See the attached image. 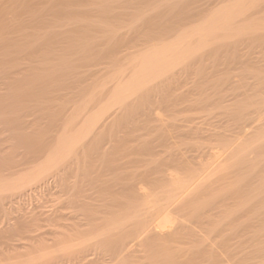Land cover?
<instances>
[{
	"label": "rangeland",
	"instance_id": "1",
	"mask_svg": "<svg viewBox=\"0 0 264 264\" xmlns=\"http://www.w3.org/2000/svg\"><path fill=\"white\" fill-rule=\"evenodd\" d=\"M231 1L0 0V14L3 12L0 15L3 19L1 21L7 26V35L0 36V185L8 186L7 190L0 192V264L7 261L5 264H13L11 262L16 264H73L74 262L76 264L81 261L79 264H83V261H86L84 264H169L172 260L177 262L174 264L212 262L213 264H234V262L264 264L262 262L264 260L262 256L264 254L262 253L264 252V37L262 36H257L256 40L254 38L256 36H245L244 39L233 41L234 45L231 43L214 45L218 48L217 52L213 45L207 47L202 57L200 55L190 59L192 64L187 61L186 65L175 69V72L171 73L174 75L169 76V81H173L174 96L171 93L169 100L174 101V104L172 102L170 104L174 105L173 107L167 110L161 108L162 98L159 96V89L156 87L148 90L146 94L148 98L132 100L131 112H120L122 111L120 110L118 116L109 123V127L107 125L101 129L103 132L100 131L94 138H86L77 151L79 155L83 152V155L71 154L70 159L67 158V161L59 164L58 167L47 170L36 180L27 182L39 166L41 168L45 165L55 146L66 136L82 128L86 124L85 119L96 113L102 104L109 100L113 87L111 78L117 68L121 65V67L127 66L128 61L138 58L144 53L143 51L156 44L176 41L180 29L182 31L196 24L198 26L205 18L226 7ZM15 11L20 14L16 22L12 20L13 14H11ZM254 18L257 17H249V19ZM149 19L155 23L152 30L147 27ZM81 20H93L96 26L79 28L74 22ZM242 23L240 26L244 25ZM137 29L140 32L135 35ZM145 38L147 42L144 41ZM262 40L263 43H259ZM249 43L251 45L247 46ZM110 45L116 46L117 53L114 55L106 54L110 51L108 48H112ZM99 57H103L101 61ZM206 58L209 59V63ZM202 61L203 65H199ZM187 65L191 68H187ZM149 111L152 112V117H149ZM84 114H86L85 119L82 116ZM133 119L134 122L139 120L138 127L127 138L126 145L122 146L123 152L119 151L120 155L114 158L113 163L103 161L102 158H107L106 155L116 153L117 135L119 139L125 136L123 131L129 122L133 123ZM83 120L85 121L82 122ZM218 134L220 138L222 136L221 140ZM91 142L101 145V147L98 145L101 159L91 162L90 165L86 148L83 146L87 147ZM235 146L239 148H235L236 159L240 158V160L228 163L229 166L232 165L230 167L227 165L224 168L223 165L222 174L219 171L211 175L212 179L209 177L210 183L207 180L208 193L205 184V191L201 188L193 192L196 193L195 195L191 193L190 197H186L187 201L184 202L183 208L173 213L176 228L179 229V235L174 239L171 238L174 242L171 239L163 241L154 239L155 235L150 234L144 236L139 245L132 246L126 256L120 253L121 245L133 240L134 229H114L112 224L130 215L133 210L135 200L128 196L129 188L136 185L141 187L142 185L138 183H142L144 188L146 187L145 190L148 189L150 193L163 195L167 191L166 188H169L171 176L184 177L188 176V173L189 175L201 173L200 170H203L204 166L207 164L209 166L215 161L214 158L213 161L211 160L210 152ZM102 148L106 150L101 151ZM243 151L246 153H242ZM241 154L242 157L245 156L241 158ZM225 157L226 155L223 158ZM81 161H85L86 164L84 163L83 166ZM152 162L156 163L153 165ZM93 163L95 165H92ZM97 163L101 169L98 168ZM67 165L70 170L67 169ZM71 168L73 174L68 172ZM91 168H95V172ZM151 168L153 169L150 170ZM85 169L93 174L90 175ZM169 169L172 170L168 171ZM145 170L148 172L146 173ZM125 172L128 176L131 175V178H128ZM226 173L229 175L226 176ZM82 175L90 177L93 175L88 178L94 180H91V183L87 176L83 178ZM218 176L221 178L218 179ZM145 177L146 180L151 179L147 184ZM126 178L129 181L126 182ZM142 178L144 179L141 180ZM132 182L134 184L130 187ZM64 183L70 185L66 186ZM93 184L95 187L92 186ZM217 185L221 186L218 191ZM122 187L129 190L124 191ZM76 188L78 190L81 188L79 193L82 190L88 192L77 197ZM64 189L66 192L62 191ZM31 210L33 211L30 212ZM44 211L45 213H42ZM23 215L25 219H29L31 215L36 218L32 219L35 221V224L32 223L34 225L30 224V227L24 228L23 231L27 230L28 233L19 230L16 232L17 230L14 229L21 220L27 221ZM62 217L64 220H54L63 219ZM30 219L28 222L31 223ZM17 221L16 225L13 224ZM22 221L21 227L24 226ZM129 230H132L131 235L128 233ZM53 234L58 237L54 238ZM184 235L195 236L190 237L193 240L191 241ZM195 238L197 240L200 238L198 243ZM203 239H206L204 241L206 243H203ZM57 240L60 244L56 245ZM45 241H49L46 242L47 245ZM158 241L159 244L162 241V245H159ZM190 241L192 243H189ZM238 247L247 249L239 250ZM198 250L201 255H197ZM230 253H232L231 259H229ZM238 253L239 255H236ZM257 253H261L260 256ZM5 255L8 258L4 257ZM235 255L241 260L236 259ZM118 256L121 257L120 260L117 259ZM156 258L159 259V263L155 262ZM206 258L208 260H205ZM249 258L251 260H248ZM76 259L79 261L76 262ZM254 259L261 261L258 263Z\"/></svg>",
	"mask_w": 264,
	"mask_h": 264
},
{
	"label": "bare ground",
	"instance_id": "2",
	"mask_svg": "<svg viewBox=\"0 0 264 264\" xmlns=\"http://www.w3.org/2000/svg\"><path fill=\"white\" fill-rule=\"evenodd\" d=\"M3 13V12H2ZM1 13V14H2ZM0 14V15H1ZM11 14H13L12 15V20L13 21H17L18 19H19V17H20V14H18V12L16 13V11H15V13H11ZM3 16H5V13H4V15ZM257 17V18H254V19H249V17L250 18H252V17ZM2 16H0V36H6L7 35V26L5 25V24H3L4 22H2L1 20H3L2 18H1ZM175 17V16H174ZM152 20H153V18H151ZM151 19H149V21H147V27H150L151 28V30L152 29H154L152 26H153V24H155L154 22H151L152 20ZM151 20V21H150ZM244 23V25H243V23ZM80 23V24H79ZM146 23V22H145ZM201 24H199L198 26H197V24L195 25V26H192L191 28H188V29H185V30H182L181 31V29L178 31V39L176 40V41H172V42H174L173 44H172V42H170L169 44L168 43H163L162 41V43H160V44H156V45H152L153 47H151V48H149V49H146V51H143L144 53L143 54H140V56L138 57V58H135V59H133L132 61H128V64H127V66H123V67H121L120 66V68H117L115 71H114V74H113V76H112V78H111V82L113 83V87H112V90H111V94H110V97H109V100L107 101V102H105L104 104H102V106L100 107V109L96 112V113H94V114H91V116L90 117H88V119L86 118L85 119V116H86V114H84V115H82L83 117H84V119L85 120H87L86 121V124L85 123H83V124H85V125H83V127L82 128H80L79 130H76L75 131V133L74 134H70V136L68 135V136H66L62 141H60V143H58V145L57 146H55L56 148H55V150H53V152L51 153V155L49 156V158L46 160V163H45V165L42 167L41 166V168H40V166H39V168H37V171L33 174V175H30V177L28 178V180H27V182H30V181H33V180H36V179H38L44 172L46 173V171L47 170H50V169H52V168H54V167H58V165L59 164H61V163H63L64 161H67V158H69V156L71 155V154H76V153H78L77 155H79V152H77L78 151V148L82 145V143H83V141L85 142L86 140V138H94L95 137V135H98V133L100 132V131H102L101 129H103L105 126H107L108 125V127H109V123L115 118V117H117L118 116V112L120 111V110H122V111H120V112H129L130 111V107H131V105H132V100L134 99V100H136V98L138 99V98H140V99H143V98H148V96L146 95L147 94V91L148 90H150V89H152V88H158L159 89V91H160V98H162V103H161V108H164L165 110H167V109H169L170 107H173V106H171L170 104H171V102L173 103L174 101H169L170 100V96H172L173 95V93H172V82L171 81H169V79L168 78H170L169 76L171 75V73L175 70V69H180V67L181 66H183V65H186L187 63V61H189L190 59H192V58H194V57H198V56H200L201 55V57H202V54H203V52H205L206 51V48L207 47H209V46H211V45H213V47H214V45L215 46H220V45H223V44H227V43H231L232 44V42L233 41H236V40H238V39H244V37L245 36H256V37H254L255 38V40L257 39V36H262V37H264V0H232L231 2H230V4L229 5H227L226 7H223L221 10H219L218 12H216V13H214V14H211V16L209 17L208 16V18L206 19H204V21H202V22H200ZM242 23V25L243 26H240V24ZM74 24L77 26V27H79V28H95V26H96V22L95 21H93V20H81V21H76V22H74ZM158 24V23H157ZM157 24H156V26H157ZM163 24V23H162ZM21 25V24H20ZM166 26V25H165ZM164 26V27H165ZM20 27V26H19ZM155 27V26H154ZM140 28V27H139ZM158 28V27H157ZM162 28V27H161ZM20 29V28H19ZM141 30V29H140ZM150 30V29H149ZM181 31V32H180ZM139 30L137 29L136 30V32H135V35H137V34H139ZM142 32V31H141ZM152 32V31H151ZM154 32V31H153ZM141 34V33H140ZM143 34V33H142ZM125 37V36H124ZM147 37V36H146ZM126 38V37H125ZM140 38V37H139ZM144 38V37H143ZM248 38V37H247ZM126 39H128V38H126ZM141 40V42H143L142 41V38H140ZM148 39V38H147ZM115 40V39H114ZM119 40H121V39H119ZM125 40V39H124ZM123 40V41H124ZM146 40V38L144 39V41ZM122 41V40H121ZM148 40H146V42H147ZM165 41H166V39H165ZM248 41V40H247ZM247 41H245V44L247 43ZM249 41H252V40H249ZM137 42H139V41H137ZM146 42H144V43H146ZM238 42V41H237ZM258 42V41H257ZM101 43V42H100ZM110 43V42H109ZM112 43V42H111ZM121 43V42H120ZM140 43V42H139ZM242 43H244V42H242ZM252 43V42H251ZM251 43H249V44H247V46L248 45H251ZM259 43H263V40L261 41V42H259ZM152 43L150 42V45H151ZM253 44V43H252ZM106 45V44H105ZM232 45H234V43L232 44ZM97 47H99V46H97ZM110 47H112V48H108V49H110V51L109 52H106V54H113L114 55V53H117L116 51H115V49H116V46L114 45V46H111L110 45ZM118 47V46H117ZM225 47H227V46H225ZM230 47H231V45H230ZM86 48V47H85ZM219 48H222V47H219ZM118 49H119V47H118ZM117 49V50H118ZM214 49H216V52H217V50H218V48H216V47H214ZM235 49V48H234ZM233 49V50H234ZM101 51H102V49H101ZM228 51V50H227ZM234 52V51H233ZM235 53H238V52H235ZM234 53V54H235ZM234 54H232V55H234ZM101 55V54H100ZM99 55V56H100ZM214 55V54H213ZM101 56H103V55H101ZM206 56V55H205ZM110 57H111V55H110ZM235 57V56H234ZM233 57V58H234ZM263 57V56H262ZM100 58V61H101V58H103V57H99ZM105 59H106V57H104ZM112 58V57H111ZM217 58V57H216ZM232 58V57H231ZM236 58V57H235ZM207 59V58H206ZM213 59H215V58H213ZM204 60V59H203ZM208 60V63H209V59H207ZM217 60H218V58H217ZM103 61V60H102ZM107 61V60H106ZM198 61V60H197ZM190 62V61H189ZM200 62V61H199ZM240 62V61H239ZM191 63V62H190ZM235 63H236V61H235ZM192 64V63H191ZM190 64V65H191ZM194 64H195V62H194ZM193 64V65H194ZM126 65V64H125ZM189 65V66H190ZM196 65H197V63H196ZM195 65V66H196ZM199 65H203V61H202V64H199ZM206 65V64H205ZM209 65V64H208ZM230 65V64H229ZM242 65V64H241ZM244 65H245V63H244ZM188 66V65H187ZM187 67V68H191V67ZM194 67V66H193ZM196 69V68H195ZM194 70V69H193ZM177 71V70H176ZM190 71H191V69H190ZM200 71V70H199ZM264 71V70H263ZM175 72V71H174ZM173 72V73H174ZM129 73V75H127ZM202 73V72H201ZM172 75H174V74H172ZM171 75V76H172ZM199 75H201V74H199ZM175 77V76H174ZM101 88H103L102 86H100ZM98 89H100V88H98ZM101 90V89H100ZM152 91V90H151ZM97 91H94V93H96ZM99 92V91H98ZM101 92H102V90H101ZM157 92V91H156ZM155 92V93H156ZM155 93L153 94V95H155ZM171 93H172V95H171ZM157 94H158V92H157ZM156 94V96H157V98H159L158 97V95ZM94 96V94H92V96L91 97H93ZM155 96V97H156ZM174 96V95H173ZM176 96V95H175ZM179 97V96H178ZM153 99V98H152ZM155 99V98H154ZM133 100V101H134ZM176 100V99H175ZM161 101H159V103L161 102ZM136 102V101H135ZM176 102V101H175ZM158 103V104H159ZM174 104V103H173ZM156 107V106H155ZM159 110H161V109H159ZM163 111V110H162ZM85 112V111H84ZM131 112V111H130ZM150 112V111H149ZM261 112V111H260ZM82 113H83V111H82ZM152 112H150L149 113V117H152L153 115L151 114ZM158 116H160V115H158ZM77 118L79 117V116H76ZM128 117V116H127ZM148 117V118H149ZM259 117V116H258ZM80 118V117H79ZM154 118V117H153ZM156 119H160V117H156ZM85 120H83L82 122H84ZM259 121H261L260 119H258ZM128 121V120H127ZM139 121V120H138ZM138 121L137 122H134V119H133V123H131V122H129V124H128V126H126V128H125V126H123L124 128H125V131H123V132H125V136L123 137V136H121L122 138H120L119 139V136L117 135V137H118V139L116 140V147H117V149H116V153H113L112 155H110V156H107L106 155V157L107 158H102L103 159V161L105 160V162L107 161V162H109V163H113V161H114V158L117 156V155H120V153H119V151H121L122 150V146H124V145H126V141L128 140L127 138H129L130 137V135H132V133L137 129V127H138V125H137V123H138ZM113 123V122H112ZM257 123V122H256ZM255 123V124H256ZM246 124V123H245ZM251 124V123H250ZM113 125V124H112ZM121 124H119V126H120ZM249 125V124H248ZM247 125V126H248ZM253 125V124H252ZM140 126H141V124H140ZM144 126V125H143ZM256 126H257V124H256ZM111 127V126H110ZM259 127V126H258ZM193 128H195V127H193ZM245 128H247L246 126H245ZM244 128V129H245ZM255 128V127H254ZM139 129V128H138ZM199 129V128H198ZM200 129H202V128H200ZM120 130V129H119ZM123 130V129H122ZM243 129H241V131H242ZM97 131V132H96ZM113 131V133H114V130H112ZM198 131H200V130H198ZM247 132H248V129L246 130ZM245 131V132H246ZM103 132V131H102ZM119 132H122V131H119ZM247 134V133H246ZM242 135H244V134H242ZM104 136V135H103ZM113 136V135H112ZM216 136V135H215ZM107 137V136H106ZM116 137V138H117ZM217 137V136H216ZM100 138V137H99ZM98 138V139H99ZM218 138H220L219 137V134H218ZM221 138H222V136H221ZM221 138H220V140H221ZM113 139V138H112ZM112 139H110V141H112ZM90 140V139H89ZM96 140V139H95ZM101 140V139H100ZM106 140V139H105ZM108 140H109V138H108ZM219 140V141H220ZM99 141V140H98ZM102 141V140H101ZM100 141V142H101ZM104 141V140H103ZM109 141V142H110ZM115 141V140H114ZM134 141V140H133ZM224 141V140H223ZM128 142V141H127ZM99 143V142H98ZM114 143V142H113ZM112 143V144H113ZM225 143V142H224ZM227 143V142H226ZM98 145H100V144H95V142H91L90 144H88V146L86 147V146H83L84 148H86V156L88 157V163L91 165V162H93V161H95V160H97V159H101V157H99L100 156V154H99V147H101V145L98 147ZM226 145V144H225ZM104 146H105V144H104ZM112 146V145H111ZM234 146V145H233ZM90 147H92V148H90ZM107 147V146H106ZM115 147V148H116ZM144 147V146H143ZM148 147V146H147ZM254 147V146H253ZM82 148V147H81ZM80 148V149H81ZM104 148V147H103ZM101 149V151H103V150H106V149ZM109 148V147H108ZM124 148V147H123ZM131 148V147H130ZM146 148V147H145ZM150 148V147H149ZM235 148H238V146L236 147H234V148H228V149H220V150H222V151H217V152H213V153H211L210 152V156H211V154H212V157H211V160L213 161L214 159H215V161L214 162H212L211 164H209V166H208V164L206 165V166H204L205 168L203 169V170H200L201 171V173H199V172H197L196 174H190L189 175V173L187 174L188 176H184V177H180V176H171L169 179H170V185H169V188L167 189L166 188V190L167 191H165L164 193H163V195H159V194H161V193H158V194H154V193H150L149 191H148V189L147 190H145V188H144V186H143V184L142 183H138V184H141L142 186L141 187H139L138 185H136V186H133V182L130 184V187L131 186H133V187H131V188H129L128 190H129V192L130 193H127L128 194V196L130 195L131 196V198L133 199V200H135L134 202V206H133V210H132V212H130L131 214L130 215H128V216H124V217H122L120 220H118L115 224H112L113 226H114V229L116 228V229H124V228H132V229H134V232H133V234H132V238H133V240L130 242V243H123V246L121 245V247H122V251H120V253H122V255L124 254L125 256H126V253H129L130 252V249H131V247L132 246H135V245H139L141 242H142V240H143V238H144V236H148V235H155V238L154 239H159V240H161L162 239V241L163 240H165V239H171V238H175V237H177V235H179V229H177L176 227H177V225H175V221H176V219H175V217H174V212L176 213V210L177 209H180L183 205H184V202H186L187 200H186V197H190L189 195L191 194V193H193V192H195L196 190L198 191L199 189H201V188H203L204 189V187L206 186L207 187V190H206V188L203 190V191H207V193L209 192L208 191V183H210V179H209V177L212 179V174H214V173H218L219 171H220V173H221V169L223 168V165L225 166L224 168H226V166L228 165V163H234L235 162V160H237L236 159V157H237V154H236V150L237 149H235ZM125 149V148H124ZM129 149V148H128ZM239 149V148H238ZM108 150V149H107ZM138 150V149H137ZM149 150V149H148ZM214 150V149H213ZM247 150V149H246ZM133 151V150H132ZM141 151V150H140ZM216 151V150H215ZM240 150H238V152H239ZM98 152V153H97ZM113 152V151H112ZM122 152H123V150H122ZM122 152H121V154H122ZM235 152V153H234ZM246 153V151H243L242 153ZM103 153V152H102ZM129 153H130V151H129ZM95 154H97L96 156H95ZM105 154H106V152H105ZM142 154V153H141ZM144 155H145V153H143ZM233 154H235L236 156H234ZM77 155H75V156H77ZM80 155H83V152L80 154ZM79 155V156H80ZM151 155V154H150ZM152 155H153V153H152ZM226 155V157L225 158H223L224 156ZM74 156V155H73ZM123 156V155H122ZM129 156V155H128ZM132 156H133V154H132ZM241 156V158H243L242 157V154L240 155ZM84 157V156H83ZM82 157V158H83ZM119 157H121V156H119ZM134 157V156H133ZM139 158V157H138ZM137 158V159H138ZM212 158H214V159H212ZM222 158H223V160H222ZM70 159V158H69ZM69 159H68V161H69ZM73 159V158H72ZM123 159H125V158H123ZM181 159V158H180ZM44 160H45V158H44ZM82 160H84V158L82 159ZM90 160V161H89ZM116 160V159H115ZM159 160V159H158ZM183 160V159H182ZM238 160H240V158L238 159ZM117 161H119L118 159H117ZM127 161V160H126ZM156 161V160H155ZM184 161H185V159H184ZM40 162V161H39ZM74 162H75V160H74ZM77 162V161H76ZM79 162V161H78ZM82 162V161H81ZM87 162V161H86ZM129 162V161H128ZM147 162V161H146ZM149 162V161H148ZM147 162V163H148ZM158 162V161H157ZM69 163V162H68ZM72 163V162H71ZM83 164V166L86 164L85 163V161H83L82 162ZM85 163V164H84ZM88 163H87V165H88ZM116 163V162H115ZM142 163V162H141ZM153 163V162H152ZM154 163H156V162H154ZM154 163H153V165H154ZM168 163H169V161H168ZM172 163V162H171ZM174 163H175V161H174ZM224 163V164H223ZM227 163V164H226ZM65 164H66V162H65ZM70 164V163H69ZM72 164H74V163H72ZM98 164V163H97ZM96 164V165H97ZM181 164V163H180ZM180 164H178V165H180ZM37 165V164H36ZM87 165H86V167H87ZM92 165H95L94 163L92 164ZM102 165V162H100V166ZM105 165H106V163H105ZM116 165V164H115ZM122 165V164H121ZM125 165V167H126V164H124ZM129 165V164H128ZM128 165H127V167H128ZM140 165V164H139ZM151 165V164H150ZM149 165V166H150ZM156 165V164H155ZM70 166V165H69ZM75 166V165H74ZM73 166V167H74ZM77 166V165H76ZM97 166H99V164L97 165ZM100 166L98 167L99 169H101L100 168ZM229 166V165H228ZM230 166H232V165H230ZM229 166V167H230ZM63 167V166H62ZM67 167H68V165H67ZM102 167V166H101ZM108 167H110V164H108ZM107 167V168H108ZM135 166H133V168H134ZM138 167V166H137ZM137 167H136V169H137ZM156 167V166H155ZM229 167H227V168H229ZM34 168V167H33ZM64 168V167H63ZM78 168V167H77ZM82 168V167H81ZM87 168H89V167H87ZM103 168V167H102ZM139 168V167H138ZM172 168V167H171ZM223 168V169H224ZM233 168V167H232ZM231 168V169H232ZM35 169V168H34ZM39 169V170H38ZM67 169H69L70 170V168L68 167ZM90 169V168H89ZM92 169V168H91ZM97 169V168H96ZM98 169V170H99ZM122 170H123V168H121ZM149 169V168H148ZM153 168H151L150 170H152ZM157 169V168H156ZM173 169V168H172ZM172 169H169L168 171H170V170H172ZM222 169V170H223ZM66 170V169H65ZM68 170V172H71L72 173V168H71V171H69ZM77 170V169H76ZM82 170V169H81ZM84 170V169H83ZM82 170V171H83ZM88 173H90V175H91V173L93 174V172H89V170H87V169H85ZM93 171L95 170V168L94 169H92ZM103 170V169H102ZM125 170V169H124ZM138 170V169H137ZM147 170V169H146ZM146 170H145V172H146ZM155 170V169H154ZM167 170V169H166ZM58 171V170H57ZM59 171H60V169H59ZM64 171V170H63ZM78 171V170H77ZM180 171V170H179ZM228 171H230V170H228ZM95 172V171H94ZM96 172H97V170H96ZM140 172V171H139ZM142 172V171H141ZM148 172V171H147ZM146 172V173H147ZM151 172V171H150ZM156 172H158V171H156ZM225 172V171H224ZM223 172V173H224ZM59 173H61V172H59ZM108 173V172H107ZM146 173H145V175H146ZM70 174V173H69ZM68 174V175H69ZM73 174V173H72ZM75 174H77V173H75ZM121 174V173H120ZM125 174H126V172H125ZM132 174V173H131ZM149 174V173H148ZM158 174H159V172H158ZM172 174V173H171ZM171 174H169V175H171ZM174 174V173H173ZM222 174V173H221ZM227 175L226 176H228L229 174L228 173H226ZM64 175V174H63ZM68 175H66V176H68ZM105 175H107L106 173H105ZM104 175V176H105ZM127 175V174H126ZM149 175H151V174H149ZM160 175V174H159ZM159 175H157V176H159ZM176 175V174H175ZM215 175V174H214ZM213 175V176H214ZM219 175V174H218ZM22 176V175H21ZM71 176V175H70ZM83 176V178L85 177V176H87L86 178H88V177H90L89 175H82ZM82 176L80 177V178H82ZM93 176V175H92ZM91 176V177H92ZM128 176V175H127ZM131 175H129L128 176V178L130 177ZM144 176V175H143ZM142 176V177H143ZM161 176V175H160ZM217 176V175H216ZM222 176V175H221ZM221 176L219 177L218 176V179H220L221 178ZM90 177V178H91ZM147 177V176H146ZM146 177H145V180H146ZM162 177V176H161ZM215 177V176H214ZM214 177H213V179H214ZM70 178V177H69ZM68 178V179H69ZM131 178V177H130ZM133 178H135V177H133ZM149 178H150V176H149ZM149 178H147V180L145 181V183L147 184L148 182L147 181H151V179H149ZM153 178V177H152ZM62 179H63V177H62ZM89 179V178H88ZM97 179H99V177L97 178ZM97 179H95L96 181H98ZM101 179V178H100ZM121 179V178H120ZM123 179V178H122ZM135 179H137V178H135ZM144 178H142L141 180H143ZM162 179H163V177H162ZM22 180V179H21ZM64 180V182H66L65 181V178L63 179ZM72 180V179H71ZM92 180V179H91ZM90 179H89V182H91L92 183V181L94 180H92L91 181ZM127 180V178L125 179V181ZM139 180V179H138ZM158 180H160V179H158ZM207 180L209 181L208 183H206L207 182ZM216 181H217V178L215 179ZM214 180V181H215ZM23 181V180H22ZM127 181H129V179L127 180ZM126 181V182H127ZM161 181V180H160ZM212 181V180H211ZM220 181V180H219ZM218 181V182H219ZM264 181V180H263ZM26 182V183H27ZM75 182V181H74ZM83 182V181H82ZM88 182V181H87ZM95 182V181H94ZM135 182V181H134ZM19 183V182H18ZM25 182H23V184H24ZM60 183V182H59ZM63 183V182H62ZM97 183H99V182H97ZM212 183H213V181H212ZM211 183V184H212ZM215 183V182H214ZM220 183V182H219ZM20 184V183H19ZM22 184V183H21ZM65 185H66V183H64ZM70 185V183H67V185ZM129 184H127V185H129ZM136 184V183H135ZM206 184V185H205ZM210 184V185H211ZM221 184V183H220ZM219 184V185H220ZM9 185V184H8ZM15 185V184H14ZM13 185V186H14ZM62 185V184H61ZM64 185V186H65ZM66 185V186H67ZM100 185V184H99ZM101 185H103V184H101ZM150 185V184H149ZM205 185V186H204ZM209 185V186H210ZM12 186V185H11ZM75 186V185H74ZM81 186V185H80ZM79 186V187H80ZM92 186H94L95 187V185L93 184ZM152 186V185H151ZM214 186H216V185H214ZM77 187V186H76ZM98 187H101V186H98ZM105 187V186H104ZM125 187H126V185H125ZM143 187V188H142ZM153 187V186H152ZM217 187H218V185H217ZM13 188V187H12ZM67 188V187H66ZM85 188V187H84ZM97 188V187H96ZM103 188V187H102ZM101 188V189H102ZM211 188V187H210ZM219 188H221V186L220 187H218L217 188V191L219 190ZM8 189V186H7V184L6 185H0V192L1 191H3V190H7ZM69 189V188H68ZM67 189V190H68ZM77 189V188H76ZM81 188H79V190H80ZM89 189V188H88ZM108 189V188H107ZM122 189L125 191L126 189H124L123 187H122ZM121 189V190H122ZM212 189V188H211ZM211 189H209V190H211ZM19 190V189H18ZM65 190V189H64ZM64 190H62L63 192H66V190L64 191ZM72 190V189H71ZM74 190H75V188H74ZM78 190V189H77ZM79 190H78V194H76V195H78L77 197H79V194L81 195V196H83L84 194L86 195V192H88V190H82V192H80L79 193ZM91 190V189H90ZM106 190V189H105ZM128 190H126V191H128ZM158 190V189H157ZM215 190V189H214ZM97 191V190H96ZM72 192V191H71ZM84 192V193H83ZM98 192H99V190H98ZM97 192V193H98ZM123 192V191H122ZM216 192V191H215ZM214 191H213V193H215ZM70 193V192H69ZM82 193V194H81ZM96 192H95V194H97ZM101 193H102V191H101ZM212 193V194H213ZM66 194V193H65ZM71 194V193H70ZM70 194H67V195H70ZM88 194V193H87ZM89 194L91 195V193H90V191H89ZM196 193H193V195H195ZM104 195H105V193H104ZM122 195V194H121ZM199 195V194H198ZM197 195V196H198ZM73 196H75V195H73ZM88 196V195H87ZM99 196H103V195H101V194H99ZM127 196V195H126ZM126 196H125V198H126ZM200 196V195H199ZM208 196V195H207ZM76 197V198H77ZM196 197V196H195ZM22 198V197H21ZM24 198V197H23ZM82 198V197H81ZM124 198V197H123ZM202 197H200V199H201ZM20 199V198H19ZM68 199H69V197H68ZM83 199H85V197L83 198ZM87 199V198H86ZM128 199V198H127ZM188 199V198H187ZM191 199V198H190ZM24 200V199H23ZM22 200V201H23ZM73 200V199H72ZM71 200V201H72ZM90 200V199H89ZM105 200V199H104ZM191 202V201H190ZM193 202H196V201H193ZM20 203V202H19ZM78 203V202H77ZM124 203V202H123ZM126 203V202H125ZM192 203V202H191ZM190 203V204H191ZM22 204V203H21ZM71 204V203H70ZM196 204V203H195ZM83 205H84V203H83ZM86 205V204H85ZM71 206V205H70ZM80 206V205H79ZM122 206V205H121ZM130 206V205H129ZM187 206V205H186ZM193 206H195L194 204H193ZM192 206V207H193ZM197 206V205H196ZM69 207V206H68ZM76 207V206H75ZM74 207V208H75ZM189 207V206H188ZM183 208V207H182ZM187 208V207H186ZM182 210V209H181ZM33 210H31L30 212H32ZM125 211V210H124ZM20 212H24V211H21L20 210ZM27 212V211H26ZM40 212V211H39ZM178 212V211H177ZM180 212V211H179ZM34 214L36 213V211L35 212H33ZM32 213V214H33ZM42 213H45V211L44 212H42ZM183 213V212H182ZM24 214V213H23ZM31 214V213H30ZM46 214H47V212H46ZM27 215V214H26ZM47 215H49V214H47ZM93 213H92V217H93ZM24 216V215H23ZM45 216V215H44ZM43 216V217H44ZM58 216V215H57ZM57 216H56V218H57ZM61 216V215H60ZM59 216V217H60ZM63 216V215H62ZM211 216V215H210ZM20 217V216H19ZM47 218H48V216H46ZM46 217H45V219H46ZM50 217H51V215H50ZM177 217V216H176ZM179 217V216H178ZM26 218H27V216H26ZM31 218V219H30ZM30 221H31V223L30 222H28V220L29 219H25V216H24V219L25 220H27V221H22V223L24 222V226L23 227H21V225L22 224H20L21 223V221L20 220H18V221H20L19 222V224H20V227H18L19 226V224H17V226L14 228L15 230H17L16 232H18V230L19 231H22V232H26L27 230V226H29L30 227V224H32L33 222H34V224H35V221H32V219L33 220H35L34 219V217L31 215L30 216ZM38 218H39V216H38ZM54 219V220H58V221H60V220H64V217H62L63 219ZM61 218V217H60ZM189 218V217H188ZM193 218V217H192ZM22 219V218H21ZM49 219H51V218H49ZM17 220V219H16ZM43 220V219H42ZM52 220V219H51ZM185 220V219H184ZM197 220V219H196ZM18 221L17 222H14L13 224H15L16 225V223H18ZM46 221V220H45ZM26 222V223H25ZM27 222H28V224H27ZM56 222V221H55ZM197 222H198V220H197ZM196 223V222H195ZM26 224V225H25ZM34 224H32V225H34ZM183 225H184V223H183ZM191 225V224H190ZM194 225V224H193ZM192 225V226H193ZM200 225V224H199ZM208 225V224H207ZM10 226H12V225H10ZM182 226V225H181ZM187 226V225H186ZM189 226V225H188ZM195 226V225H194ZM26 227V231H23L24 230V228ZM28 227V228H29ZM184 227V226H183ZM182 227V228H183ZM190 227V226H189ZM188 227V228H189ZM9 228V227H8ZM110 229H111V227H109ZM73 229V228H72ZM185 229V228H184ZM191 229V228H190ZM5 230H7V229H5ZM10 230V229H9ZM13 230V229H12ZM15 230H14V232H15ZM182 230V229H181ZM130 232H128L129 233V235H131L130 233H131V231L132 230H129ZM188 231V230H187ZM187 231H186V233H187ZM189 231H191V230H189ZM197 231V230H196ZM6 232H9V231H6ZM11 232V231H10ZM53 232L54 233H56L54 230H53ZM108 232V231H107ZM198 232V231H197ZM27 233H28V231H27ZM47 233V232H46ZM184 234H185V232H183ZM195 233V232H194ZM200 233V232H199ZM52 233H50V235H51ZM59 234V237L61 236L60 235V233H58ZM107 234V233H106ZM197 233H195V235H196ZM1 235V234H0ZM128 235V234H127ZM186 235V234H185ZM184 235V237H186V238H188L187 236H185ZM187 235H189V234H187ZM195 235H190V237H193V236H195ZM198 236H199V234H197ZM47 236V235H46ZM45 235H44V237H46ZM53 236H54V238L56 237H58V235L56 236V234H53ZM65 236V235H64ZM197 236V237H198ZM205 237H207L206 235H204ZM28 237V236H27ZM26 237V238H27ZM43 237V239H45ZM189 237V240H191V238ZM200 237V236H199ZM203 237V236H202ZM204 237V238H205ZM48 238V237H47ZM153 238V237H152ZM152 238H150L151 240H152ZM209 238V237H208ZM32 239V238H31ZM36 239V238H35ZM37 239H40L41 240V238H39V237H37ZM63 239V238H62ZM153 239V240H154ZM173 239H171V240H173ZM194 239V238H193ZM40 240H39V242H40ZM49 240H50V237H49ZM56 240V239H55ZM63 240H65V239H63ZM152 240V241H153ZM176 240V239H175ZM188 239H186V241H187ZM197 240V238H195V241ZM198 240H200V238L198 239ZM198 240H197V243H198ZM206 240V239H205ZM204 239H203V243H206V242H204L205 241ZM209 240V239H208ZM62 240H60V242H61ZM162 241L160 242V244L162 243ZM178 242H180L181 243V241L180 240H177ZM185 241V240H184ZM191 241H193V240H191ZM189 242V243H192V242ZM202 241V240H201ZM47 241H45V244L47 245V243L49 242H47ZM165 242V241H164ZM163 242V243H164ZM168 242H172V241H168ZM173 242H174V240H173ZM41 243V242H40ZM57 243H58V240L56 241V245H57ZM158 244H159V241L157 242ZM179 243V244H180ZM184 243V242H183ZM183 243L182 244H180V245H183ZM193 243H195V242H193ZM199 243H200V241H199ZM53 245H54V243H52ZM58 244H60V243H58ZM116 244V243H115ZM159 244V245H160ZM170 244H174V243H170ZM176 244H177V242H176ZM196 244V243H195ZM202 244V243H201ZM200 244V245H201ZM156 245V244H155ZM162 245V244H161ZM165 245L167 246V243H165ZM164 245V246H165ZM171 245V246H172ZM179 245V246H180ZM196 245H198V244H196ZM204 245H206V244H204ZM208 245V244H207ZM206 245V246H207ZM44 246V245H43ZM52 246V245H51ZM153 246V245H152ZM164 246H162L163 247V249H164ZM176 246V245H175ZM178 246V247H179ZM45 247V246H44ZM44 247H43V249H44ZM50 247V246H49ZM147 247V246H146ZM156 247V246H155ZM157 247H158V245H157ZM172 247H174V246H172ZM181 247V246H180ZM204 249H205V247L204 246H202ZM201 247V248H202ZM242 247V246H241ZM244 247V246H243ZM246 247V246H245ZM119 248V247H118ZM152 248V247H151ZM150 248V249H151ZM239 248V247H238ZM256 248H258V247H256ZM62 249V248H61ZM148 249V248H147ZM154 249V248H153ZM153 249H151V250H153ZM162 249V248H161ZM178 249V248H177ZM208 249V248H207ZM241 249H243V248H239V250H241ZM245 249H247V248H244L243 250L244 251H246ZM260 249V248H259ZM45 250H46V247H45ZM115 250V249H114ZM120 250V249H119ZM210 250V249H209ZM213 250V249H212ZM116 251V250H115ZM202 252H203V250H201ZM248 251H250V250H248ZM262 251V248H261V250H260V252ZM8 252V251H7ZM124 252V253H123ZM198 252H199V254H197V255H201L200 254V251L198 250ZM243 252V251H242ZM251 252V251H250ZM256 252H259V251H256ZM212 253V252H211ZM236 253V251H234V254ZM252 253V252H251ZM262 253H264V252H262ZM44 254H46V252H44ZM206 254V253H205ZM204 254V255H205ZM231 254L232 253H230L229 255L231 256ZM234 254H233V256H234ZM244 254H246V252H244ZM249 254V253H248ZM258 254V253H257ZM260 254L261 253H259L258 254V256H260ZM7 255V254H6ZM4 256V257H6V258H8L7 256ZM84 255V254H83ZM82 255V256H83ZM191 255V254H190ZM196 255V256H197ZM229 255L227 256V258L229 257ZM236 255H239V253L238 254H236ZM235 255V256H236ZM247 255V254H246ZM10 256V255H9ZM44 256V255H43ZM46 256V255H45ZM89 256V255H88ZM111 256L112 257H115L114 255H112L111 254ZM124 256V257H125ZM162 256V255H161ZM263 257H264V254L262 255ZM261 256V259L263 258ZM1 257H2V255H1ZM75 257V256H74ZM85 257V256H84ZM119 257L120 256H118V258L117 259H119ZM123 257V258H124ZM159 257V256H158ZM164 257H165V255H164ZM199 257V256H198ZM207 257V256H206ZM237 257V256H236ZM243 257H245V256H243ZM41 258V257H40ZM43 258V257H42ZM71 258V257H70ZM79 258V257H78ZM121 258V257H120ZM123 258H122V261H123ZM170 258H171V256H170ZM187 258V257H186ZM188 258H189V256H188ZM232 258V256L231 257H229V259H231ZM234 258V257H233ZM252 258V260H253V257H251ZM258 258V257H257ZM73 259V258H72ZM82 259V258H81ZM81 259H80V261H81ZM84 259V258H83ZM82 259V260H83ZM113 259V258H112ZM157 259V258H156ZM161 259V258H160ZM166 259V258H165ZM228 259V260H229ZM236 259H239V256L236 258ZM264 259V258H263ZM3 259H1V261H2ZM4 260H6V259H4ZM71 260V259H70ZM75 260V259H74ZM85 260H86V257H85ZM88 260V259H87ZM120 260V259H119ZM118 260V261H119ZM159 259H157V260H155V262L157 261V263H159V261H158ZM167 260V259H166ZM205 260H208L207 258L205 259ZM210 260V259H209ZM227 260V259H226ZM227 260V261H228ZM234 260H235V258H234ZM239 260H241V259H239ZM248 260H251L250 258L248 259ZM255 260V259H254ZM258 260V261H257ZM257 260H255L256 262H260L261 260L260 259H257ZM72 261V260H71ZM77 261H79L78 259H76V262ZM177 261V260H176ZM231 261V260H230ZM238 261V260H237ZM254 261V262H255ZM5 262V261H4ZM8 262V261H7ZM7 262H5V263H7ZM63 262V261H62ZM64 262H66V260L64 261ZM68 262H69V260H68ZM75 262V263H76ZM82 262V261H81ZM81 262H79V263H81ZM86 262V261H85ZM84 261H83V264L85 263ZM163 262V261H162ZM171 264H174V263H177V262H173V260L172 261H169ZM181 262V261H180ZM205 262V261H204ZM209 262V261H208ZM253 262V261H252ZM262 262H264V260L262 261ZM3 263V262H2ZM4 263V264H5ZM11 263H15V262H11ZM73 264H74V262H72ZM79 263H76V264H79ZM161 263V262H160ZM165 263V262H164ZM169 263V264H170ZM215 263V262H214ZM250 263V262H249ZM9 264V263H8ZM16 264V263H15ZM56 264V263H55ZM58 264V263H57ZM68 264H70V263H68ZM88 264V263H87ZM165 264H167V263H165ZM180 264V263H179ZM186 264H189V263H186ZM190 264H194V263H190ZM203 264V263H202ZM206 264H208V263H206ZM210 264H213V262L212 263H210ZM223 264H225V263H223ZM227 264V263H226ZM229 264V263H228ZM234 264H236L235 262H234ZM255 264V263H254Z\"/></svg>",
	"mask_w": 264,
	"mask_h": 264
}]
</instances>
